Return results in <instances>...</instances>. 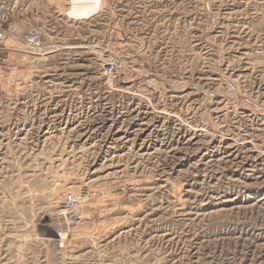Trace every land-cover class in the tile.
I'll return each instance as SVG.
<instances>
[{"label":"rangeland","instance_id":"1","mask_svg":"<svg viewBox=\"0 0 264 264\" xmlns=\"http://www.w3.org/2000/svg\"><path fill=\"white\" fill-rule=\"evenodd\" d=\"M8 31L0 264H264V0H32Z\"/></svg>","mask_w":264,"mask_h":264},{"label":"built area","instance_id":"2","mask_svg":"<svg viewBox=\"0 0 264 264\" xmlns=\"http://www.w3.org/2000/svg\"><path fill=\"white\" fill-rule=\"evenodd\" d=\"M31 2L32 0H0V47L5 43V41L8 38V32H9L8 28L11 25V23L15 20V18L17 17L20 18L24 13L27 12V10L31 5ZM102 10L103 7L101 9V12ZM67 18L70 19L69 17ZM40 40H41L40 29L35 28L30 32H28L25 36V41L32 46H38L40 44ZM105 68H106L105 72L110 75H113L118 71V65L116 63H111V62L106 63ZM0 78H1V69H0ZM228 86L232 87L233 84L231 82H228ZM84 195H85L84 192L79 195L70 194L66 198V209L64 211V215H66L69 212V210L76 209L77 206L82 202L83 197H85Z\"/></svg>","mask_w":264,"mask_h":264},{"label":"crops","instance_id":"3","mask_svg":"<svg viewBox=\"0 0 264 264\" xmlns=\"http://www.w3.org/2000/svg\"><path fill=\"white\" fill-rule=\"evenodd\" d=\"M6 42V41H5ZM0 49H1V47H0ZM1 52V51H0Z\"/></svg>","mask_w":264,"mask_h":264}]
</instances>
